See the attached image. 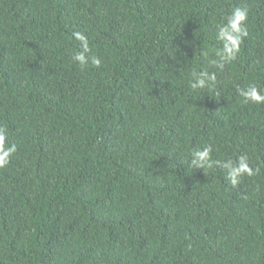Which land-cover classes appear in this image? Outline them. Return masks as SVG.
I'll return each mask as SVG.
<instances>
[{"label":"trees","instance_id":"16d2710c","mask_svg":"<svg viewBox=\"0 0 264 264\" xmlns=\"http://www.w3.org/2000/svg\"><path fill=\"white\" fill-rule=\"evenodd\" d=\"M236 8L247 35L228 60ZM251 86L264 94V0H0V129L16 148L0 264H264ZM241 158L253 175L233 185Z\"/></svg>","mask_w":264,"mask_h":264},{"label":"clouds","instance_id":"9594fccd","mask_svg":"<svg viewBox=\"0 0 264 264\" xmlns=\"http://www.w3.org/2000/svg\"><path fill=\"white\" fill-rule=\"evenodd\" d=\"M247 18V11L241 8H236L232 14L227 18L228 27L222 31V35L228 37V40L231 41L230 46L227 50V59H234L235 53L239 51V45L241 42L240 34L247 35L246 29L242 26L244 21ZM235 34V35H234ZM76 38L84 42V51H88V45L86 38L77 33ZM223 58V53L220 54ZM73 59L81 64V66L87 63V59L83 52L77 53ZM93 63L99 65V59L93 58ZM213 80L216 78L214 75L211 77ZM203 82H201L202 84ZM193 87H196L193 85ZM246 99H250L257 103L264 102V94L255 87L251 86L246 91L242 92ZM5 133L4 130L0 129V168L4 167L8 163V157L16 151L15 145L6 146L5 145ZM210 153L211 147H205L202 151L194 152V155L198 158V161L210 163ZM225 167L230 168L228 179L233 185H236L239 182V177L247 173L248 175H253V170L249 167L245 158L240 159V164L238 167H232L230 164L225 165Z\"/></svg>","mask_w":264,"mask_h":264}]
</instances>
